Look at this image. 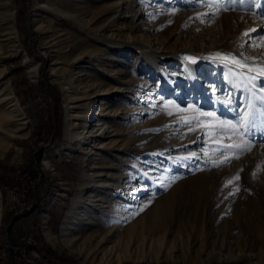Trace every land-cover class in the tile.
Returning <instances> with one entry per match:
<instances>
[{
	"label": "rangeland",
	"instance_id": "1",
	"mask_svg": "<svg viewBox=\"0 0 264 264\" xmlns=\"http://www.w3.org/2000/svg\"><path fill=\"white\" fill-rule=\"evenodd\" d=\"M0 194L4 264H264V0H0Z\"/></svg>",
	"mask_w": 264,
	"mask_h": 264
},
{
	"label": "bare ground",
	"instance_id": "2",
	"mask_svg": "<svg viewBox=\"0 0 264 264\" xmlns=\"http://www.w3.org/2000/svg\"><path fill=\"white\" fill-rule=\"evenodd\" d=\"M99 97H100V92L97 91L93 95V100L96 99V98H99ZM94 105H95V102H93L91 106L93 107ZM99 115H100V113H99ZM73 118H82V117L75 115V116H73ZM73 127L76 128V131L72 135V137L75 140H82V139L85 138V134H89V137L87 139H85V140L89 141L92 138V136H94V135H96L97 137H102V136H106L107 132L110 131V130H108V129H110L108 124H106V123L101 124L100 122L96 123L94 125V127L91 126V128L89 129V127H85L80 122L76 121V122H73ZM96 127H98V128H96ZM113 136H116V134L113 135ZM100 187L105 190V189H107L108 185H107L106 182H103V183L100 184ZM141 191H142V188H141ZM125 193L132 194L133 191L132 190L130 191V189L128 188V189H125ZM0 201H1V199H0ZM102 201H103V197L101 199H99V200L98 199L93 200L92 202L96 203V202H102ZM158 209H159V207H157V209H155L157 213L159 212ZM0 211H2L1 210V206H0ZM118 211L119 210L115 208V209L111 210V212H110L112 217H114V220L116 222L118 221L117 218H120V216H119L120 214L117 215ZM79 215H80V209H76V210L72 211L66 217V220H65L64 225H63V231H62V237H63V239L65 241L70 240V237H72L74 235V231L76 229L75 228L76 227V221L78 220ZM87 216H88V214H85V217H87ZM83 221H91V220L85 219ZM84 224H86V223H84ZM93 226H95V225H93ZM100 227H102V226H100ZM97 233L99 235H95V233L88 234L87 235V241L88 242H93V241L98 240L100 238L101 239L100 242H103V241L108 239L109 235L111 234V231L105 228V229H103V232H101L100 229H99L97 231Z\"/></svg>",
	"mask_w": 264,
	"mask_h": 264
},
{
	"label": "crops",
	"instance_id": "3",
	"mask_svg": "<svg viewBox=\"0 0 264 264\" xmlns=\"http://www.w3.org/2000/svg\"><path fill=\"white\" fill-rule=\"evenodd\" d=\"M42 197L43 198H41V203L39 205H41L45 201L44 200L45 199L44 196H42ZM49 204H50V202L48 203V205L46 204V207L45 206L44 207H37V209L39 210L41 208V210H43L45 208L44 210H48L46 208L49 207ZM38 212H40V211H38ZM40 214L42 216L44 214V212H40ZM44 215L42 217H44ZM59 215H60V212H58L57 210L56 211L55 210L51 211L48 214V216H47V220L45 222V226H41V222L36 223V222L31 221L30 220L31 219V215H29L28 219H27L28 222L27 223L26 222H22V223L20 222V224H19L20 228L17 227V226H14V230L19 233L20 238L22 236L28 235V233H29V235L33 234L31 236H33V237L35 236V240L36 241H40V240L44 239L43 230L45 229V227L48 230L49 234H51V235L54 234V227H53L54 225L52 224V219L58 217ZM15 225H17V224H15ZM36 230L38 232H35ZM19 236L17 235V238H19ZM17 238H16V236H13L12 242L14 240L16 241ZM0 239L2 241L1 244H0V249H2L5 245H7L6 244L7 242L5 240H3L2 237H0ZM23 246H25V245L23 244ZM28 246H30V245H28ZM8 256H9V258H11V254L10 253H9ZM0 260H2V259H0ZM0 264H4L3 260H2V262Z\"/></svg>",
	"mask_w": 264,
	"mask_h": 264
},
{
	"label": "trees",
	"instance_id": "4",
	"mask_svg": "<svg viewBox=\"0 0 264 264\" xmlns=\"http://www.w3.org/2000/svg\"><path fill=\"white\" fill-rule=\"evenodd\" d=\"M39 210H41V208L39 209ZM41 212V211H40ZM12 228V227H11ZM41 244H39L38 246H27V245H25V246H23L22 248L27 252V255H29V251H31V250H37V251H39V252H41V253H46L45 251H42V248H47L46 247V245L44 244L45 242H44V240H40L39 241ZM9 243H11V241H10V239H9ZM10 245V244H9ZM47 249H49V248H47ZM50 250V249H49ZM55 255V254H54ZM53 254H51V256L50 255H48V254H46L44 257V260H46L48 263H50V264H54V261H53V258H52V256H54ZM56 264H63V263H61L60 261H56Z\"/></svg>",
	"mask_w": 264,
	"mask_h": 264
},
{
	"label": "built area",
	"instance_id": "5",
	"mask_svg": "<svg viewBox=\"0 0 264 264\" xmlns=\"http://www.w3.org/2000/svg\"><path fill=\"white\" fill-rule=\"evenodd\" d=\"M22 212V211H21ZM47 239V238H46ZM23 241H25L26 242V244L27 245H36L37 243H36V241H34L33 240V238H28L27 240L26 239H23ZM31 242H33V244H31ZM47 243H49V241H48V239H47ZM51 244V243H50ZM20 253L22 254V256H23V258H24V261L26 262V263H31V264H33L34 262H30L29 260H28V256H27V253H26V251L25 250H23V249H20Z\"/></svg>",
	"mask_w": 264,
	"mask_h": 264
}]
</instances>
